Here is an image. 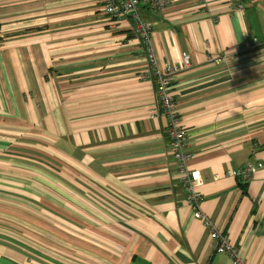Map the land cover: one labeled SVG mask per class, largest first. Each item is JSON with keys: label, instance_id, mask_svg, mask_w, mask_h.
I'll list each match as a JSON object with an SVG mask.
<instances>
[{"label": "crops", "instance_id": "0c3cea01", "mask_svg": "<svg viewBox=\"0 0 264 264\" xmlns=\"http://www.w3.org/2000/svg\"><path fill=\"white\" fill-rule=\"evenodd\" d=\"M105 3L0 0V264H234L214 229L264 264V0L140 7L159 67L190 58L173 91L212 228L133 20Z\"/></svg>", "mask_w": 264, "mask_h": 264}, {"label": "built area", "instance_id": "2783aa9c", "mask_svg": "<svg viewBox=\"0 0 264 264\" xmlns=\"http://www.w3.org/2000/svg\"><path fill=\"white\" fill-rule=\"evenodd\" d=\"M145 2L153 7H164L166 0H106L104 10L111 17L120 19L130 17L133 20L134 32L144 45V51L155 75V84L159 100V110L167 118L166 134L173 150V156L176 161L182 183L186 192V201L194 209L195 217L203 218L206 226L212 228L209 220L204 218L201 210L198 208V202L201 199L197 188L203 183V179L197 170H192L188 166L190 158L189 136L184 120L177 107L176 95L173 91V81L175 75L184 69L190 67V58L184 56L182 66H173L165 63L162 68L159 67L154 50L151 46L150 26L140 16V7ZM237 8L244 9L241 1H238ZM257 39L255 38L254 41ZM262 167V164H248L240 171H230V175H235L243 181H249L255 175L256 171ZM214 229V228H213ZM214 241L215 251L217 253H227L232 258L234 264H247L238 252L229 242L226 234L214 229L210 234Z\"/></svg>", "mask_w": 264, "mask_h": 264}, {"label": "trees", "instance_id": "16d2710c", "mask_svg": "<svg viewBox=\"0 0 264 264\" xmlns=\"http://www.w3.org/2000/svg\"><path fill=\"white\" fill-rule=\"evenodd\" d=\"M241 179V178H240ZM241 181H242V179H241ZM242 183V182H241Z\"/></svg>", "mask_w": 264, "mask_h": 264}]
</instances>
